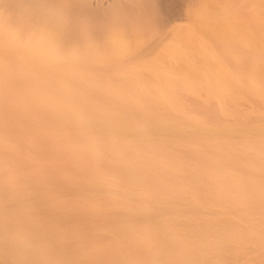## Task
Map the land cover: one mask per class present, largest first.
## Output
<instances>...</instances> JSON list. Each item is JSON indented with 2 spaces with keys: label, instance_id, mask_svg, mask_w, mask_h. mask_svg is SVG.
<instances>
[{
  "label": "bare ground",
  "instance_id": "6f19581e",
  "mask_svg": "<svg viewBox=\"0 0 264 264\" xmlns=\"http://www.w3.org/2000/svg\"><path fill=\"white\" fill-rule=\"evenodd\" d=\"M0 264H264V0H0Z\"/></svg>",
  "mask_w": 264,
  "mask_h": 264
},
{
  "label": "rangeland",
  "instance_id": "374dc122",
  "mask_svg": "<svg viewBox=\"0 0 264 264\" xmlns=\"http://www.w3.org/2000/svg\"><path fill=\"white\" fill-rule=\"evenodd\" d=\"M176 22H177V24H179V23H178V21H176ZM176 22H175V23H173V24H176ZM179 22H180V21H179ZM180 23H183V22H180Z\"/></svg>",
  "mask_w": 264,
  "mask_h": 264
}]
</instances>
